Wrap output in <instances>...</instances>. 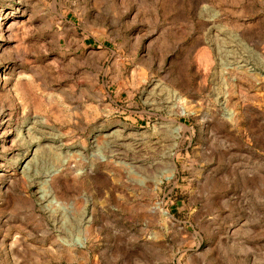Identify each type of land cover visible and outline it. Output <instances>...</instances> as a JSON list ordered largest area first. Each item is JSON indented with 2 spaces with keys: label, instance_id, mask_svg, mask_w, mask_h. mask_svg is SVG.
I'll return each instance as SVG.
<instances>
[{
  "label": "rangeland",
  "instance_id": "374dc122",
  "mask_svg": "<svg viewBox=\"0 0 264 264\" xmlns=\"http://www.w3.org/2000/svg\"><path fill=\"white\" fill-rule=\"evenodd\" d=\"M0 19V264H264V0Z\"/></svg>",
  "mask_w": 264,
  "mask_h": 264
},
{
  "label": "bare ground",
  "instance_id": "6f19581e",
  "mask_svg": "<svg viewBox=\"0 0 264 264\" xmlns=\"http://www.w3.org/2000/svg\"><path fill=\"white\" fill-rule=\"evenodd\" d=\"M22 10V9H21ZM22 12V11H21ZM14 14V13H13ZM15 15V14H14ZM19 15H15L14 16V19L12 18V20L10 21V23L6 26L5 30L4 31H7L9 28H11V26H13L17 21H16V18L18 17ZM12 17V16H11ZM18 20V19H17ZM2 21V19H0V22ZM19 21V20H18ZM4 23V22H3ZM0 27H1V23H0ZM3 30V29H1ZM2 40V39H1ZM1 43V42H0ZM3 47V46H2ZM244 67V66H243ZM182 111L184 112V109H182ZM181 128V127H180ZM43 129V128H42ZM25 132V131H24ZM114 132V131H113ZM115 133V132H114ZM96 140V139H95ZM44 148V147H43ZM39 152V151H38ZM26 161V160H25ZM30 161H27L24 166V169H29V165H30ZM23 169V170H24ZM58 170H55L53 168L47 170L44 174V178L46 179V181H49V179L51 178V176H53V174H55ZM43 176V175H42ZM43 186V185H42ZM45 189V188H44ZM44 192L42 193V199H46L47 201L48 200H51L52 202H55V198L53 197V195L51 193H48L46 190H43ZM88 219L90 220L89 216H86L84 215L83 218H82V222H89ZM81 222V223H82ZM89 224V223H88ZM79 234V233H78ZM80 236V235H79ZM75 241L79 242L81 241L80 238H76Z\"/></svg>",
  "mask_w": 264,
  "mask_h": 264
}]
</instances>
